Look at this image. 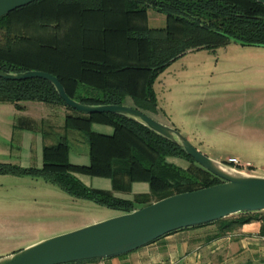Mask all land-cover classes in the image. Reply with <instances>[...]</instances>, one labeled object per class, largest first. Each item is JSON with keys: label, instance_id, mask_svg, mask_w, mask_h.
I'll use <instances>...</instances> for the list:
<instances>
[{"label": "trees", "instance_id": "trees-1", "mask_svg": "<svg viewBox=\"0 0 264 264\" xmlns=\"http://www.w3.org/2000/svg\"><path fill=\"white\" fill-rule=\"evenodd\" d=\"M150 10L165 17L163 27H148ZM231 43L264 48V5L253 0H39L0 18V71L48 73L77 103L127 106L153 119L160 74L189 53L214 52ZM25 102L64 107V134L43 147L41 168L0 164V175L41 179L73 199L122 213L221 183L179 147L133 120L79 114L44 80L0 79V104L23 110ZM93 125L109 127L112 134L94 133ZM40 127L45 131L47 124ZM68 133L81 136L87 146V167L70 164ZM169 158L184 159L189 167L182 169ZM77 175L108 179L118 193L146 183L149 194L118 199L86 187ZM262 215L243 213L200 227L217 226L216 239L261 220L264 235Z\"/></svg>", "mask_w": 264, "mask_h": 264}, {"label": "rangeland", "instance_id": "rangeland-1", "mask_svg": "<svg viewBox=\"0 0 264 264\" xmlns=\"http://www.w3.org/2000/svg\"><path fill=\"white\" fill-rule=\"evenodd\" d=\"M164 24L163 15L148 11L149 28H161ZM158 80L161 82L156 85L158 96L166 103L182 101V94L174 91L180 84L194 85L188 95L194 94V103L200 107L197 110L200 119L196 129L203 138L202 144L190 140L195 149L211 160L218 159L217 162L223 165L228 159H236L241 165L236 171L264 178V48L231 43L214 52L202 50L189 53L172 63L159 75ZM23 104L32 118L62 121L60 111L55 106L38 102ZM16 111L20 110L10 104H0V164L16 165L20 161V134L17 131L25 118ZM56 116L59 118H53ZM152 117L156 121L163 119L158 113ZM183 123L191 125L192 120ZM178 132L187 137L186 129L181 128ZM79 142L71 144L72 153L87 151V146L81 140ZM172 162L182 169L189 167L184 159L172 158ZM20 180L26 179L0 175V225L11 222L18 223L20 227L43 222L52 212L42 200L33 198L34 191L28 190V186L21 184ZM27 180L30 182L31 179ZM50 186L64 194L58 187ZM27 191L33 194L23 195ZM81 202L90 206L92 215L96 217L118 212L90 201ZM56 212L63 216L61 210ZM12 235L21 236L23 232Z\"/></svg>", "mask_w": 264, "mask_h": 264}, {"label": "crops", "instance_id": "crops-1", "mask_svg": "<svg viewBox=\"0 0 264 264\" xmlns=\"http://www.w3.org/2000/svg\"><path fill=\"white\" fill-rule=\"evenodd\" d=\"M160 83L157 78L154 84L158 102V114L163 118L161 121L158 120V122L177 131L181 128L182 130L186 129L188 134L186 133L187 137L184 138L188 142L194 139L196 143L202 144L203 138L196 129L200 119L197 110H200V107L198 108L194 103L192 98L194 94L192 96L188 95L194 85L189 87L180 84L174 91L182 94V101L176 100L174 103H166L164 99L159 98L156 90V85ZM159 87L161 88V86ZM20 105L23 110L16 111V113L24 115L25 122L22 124L21 129L17 131V134H20L19 150L21 157L16 165L23 168L33 167L39 169L42 167L43 147L54 144L57 137L64 134L62 127L64 117L68 114V111L64 107L55 106L60 111L59 115L62 121L54 122L43 117L32 118L28 115L25 104L22 103ZM127 105H130L129 101H127ZM192 113H194V117L191 115ZM190 120H192L191 125L183 123V121L190 122ZM42 122L47 124L45 131H41L40 125ZM29 123L34 126L32 130L27 127ZM178 123L182 125H178ZM92 131L105 136L112 134L111 128L102 125H93ZM67 137L71 144L80 143V140L83 143L82 138L80 139L78 134L68 133ZM87 153L88 149L82 153H72L70 150V164L87 167L89 165ZM167 161L175 164L172 162V158L167 159ZM214 161H218V159H214ZM76 177L88 188L111 192L115 198L126 201H132L135 196L149 194V187L146 183H133L130 187V192L118 193L112 191V185L108 179L87 175H77ZM20 179H26L20 180V183L28 186V188L26 187L28 190L34 191L35 197L33 198L42 200L52 212L49 213L48 218L43 222L38 221L20 227L18 223L7 222L1 224L0 258L7 257L46 239L124 214L118 211L113 214L104 213L96 217L92 215L93 209L81 202L85 200L68 198V195L63 196L66 195L64 192V194H61V192L54 190L50 186L51 184L49 185L41 179L29 177ZM27 179H31L29 180L30 182H27ZM27 192L23 193V195L33 194L29 191ZM34 203L36 204V201ZM56 210H61L63 216H60ZM261 225V220L253 221L243 225L232 234L216 239L214 236L217 234L218 228L214 225L179 230L117 258L73 264H264V235L260 234ZM14 232H23V235L14 236L12 235Z\"/></svg>", "mask_w": 264, "mask_h": 264}, {"label": "water", "instance_id": "water-1", "mask_svg": "<svg viewBox=\"0 0 264 264\" xmlns=\"http://www.w3.org/2000/svg\"><path fill=\"white\" fill-rule=\"evenodd\" d=\"M39 0H0V18ZM264 5V0H253ZM5 81L40 79L48 82L64 105L85 115L112 114L133 120L179 147L198 166L221 183L194 192L173 195L146 207L81 229L55 236L0 258V264H73L117 258L179 230L211 224L238 214L264 212V178L245 175L211 160L177 130L127 106H87L70 99L48 73L0 71ZM222 169L232 171L228 174Z\"/></svg>", "mask_w": 264, "mask_h": 264}, {"label": "built area", "instance_id": "built-area-1", "mask_svg": "<svg viewBox=\"0 0 264 264\" xmlns=\"http://www.w3.org/2000/svg\"><path fill=\"white\" fill-rule=\"evenodd\" d=\"M225 164L227 166L232 167L234 170H237V168L241 166L236 159H228ZM246 166H248V165H246Z\"/></svg>", "mask_w": 264, "mask_h": 264}, {"label": "bare ground", "instance_id": "bare-ground-1", "mask_svg": "<svg viewBox=\"0 0 264 264\" xmlns=\"http://www.w3.org/2000/svg\"><path fill=\"white\" fill-rule=\"evenodd\" d=\"M224 172H227L228 174H231L233 175L234 173L232 171H228V170H225V169H222Z\"/></svg>", "mask_w": 264, "mask_h": 264}]
</instances>
